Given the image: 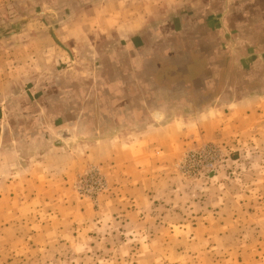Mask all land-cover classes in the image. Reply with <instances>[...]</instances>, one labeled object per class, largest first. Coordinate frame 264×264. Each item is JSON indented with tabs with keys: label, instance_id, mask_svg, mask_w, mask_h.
<instances>
[{
	"label": "rangeland",
	"instance_id": "1",
	"mask_svg": "<svg viewBox=\"0 0 264 264\" xmlns=\"http://www.w3.org/2000/svg\"><path fill=\"white\" fill-rule=\"evenodd\" d=\"M132 7L0 9V264H264V36L245 27L228 42L239 50L226 53L233 106L218 103L178 134L130 130L120 146L93 131L92 110L77 119L76 97L102 70L99 34ZM147 138L159 148L146 150Z\"/></svg>",
	"mask_w": 264,
	"mask_h": 264
},
{
	"label": "crops",
	"instance_id": "2",
	"mask_svg": "<svg viewBox=\"0 0 264 264\" xmlns=\"http://www.w3.org/2000/svg\"><path fill=\"white\" fill-rule=\"evenodd\" d=\"M13 1L0 0V9ZM122 1L133 7L124 11L120 26L109 25L112 30L99 34L106 35L95 46L102 70L91 91L76 97L77 119L88 110L93 124L96 117L107 119V129L95 125L93 131L113 133L112 141L120 145V135L130 130L172 128L178 134L183 125L192 126L189 119L208 115L218 103L234 105L227 100L226 53L239 50L236 44L229 50L228 42L244 39L245 27L264 36V0ZM98 20L104 26L109 17ZM64 115L67 121V105ZM144 140L146 150L161 143ZM120 152H114L111 168L121 166Z\"/></svg>",
	"mask_w": 264,
	"mask_h": 264
},
{
	"label": "water",
	"instance_id": "3",
	"mask_svg": "<svg viewBox=\"0 0 264 264\" xmlns=\"http://www.w3.org/2000/svg\"><path fill=\"white\" fill-rule=\"evenodd\" d=\"M53 38H54V40L56 41V43L61 47V48H63L64 50H66L67 52H68V54H69V56L71 57V59L73 60V56H72V54H71V52L68 50V49H66L64 46H63V44H61V42H59V40H57V38L55 37V35H53ZM64 134H67L65 137H63V136H60L61 137V139H63V140H65L66 142H69V140H72L74 137H73V134L71 133V132H65Z\"/></svg>",
	"mask_w": 264,
	"mask_h": 264
},
{
	"label": "flooded vegetation",
	"instance_id": "4",
	"mask_svg": "<svg viewBox=\"0 0 264 264\" xmlns=\"http://www.w3.org/2000/svg\"><path fill=\"white\" fill-rule=\"evenodd\" d=\"M81 118L83 119L82 121H85L86 120V117H82L81 116ZM94 120L95 121H94V124L92 125V127L96 125L97 128L99 127V125H104V124H107V122H108V120L105 119V118H100V119L98 118L97 119V117H96V119L94 118ZM65 132H68V131L67 130H61L59 132V135L65 137L67 135V134H64Z\"/></svg>",
	"mask_w": 264,
	"mask_h": 264
},
{
	"label": "built area",
	"instance_id": "5",
	"mask_svg": "<svg viewBox=\"0 0 264 264\" xmlns=\"http://www.w3.org/2000/svg\"><path fill=\"white\" fill-rule=\"evenodd\" d=\"M199 157H200V158H205L204 156H201V155H200Z\"/></svg>",
	"mask_w": 264,
	"mask_h": 264
}]
</instances>
